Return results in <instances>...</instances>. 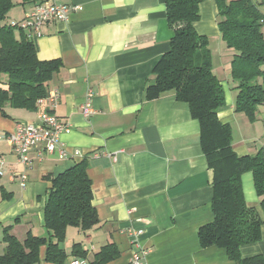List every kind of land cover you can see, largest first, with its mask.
Listing matches in <instances>:
<instances>
[{
	"label": "crops",
	"instance_id": "crops-1",
	"mask_svg": "<svg viewBox=\"0 0 264 264\" xmlns=\"http://www.w3.org/2000/svg\"><path fill=\"white\" fill-rule=\"evenodd\" d=\"M56 1L78 9L66 20L45 23L34 43L40 59L63 62L49 84L58 98L47 100L42 109L71 123L72 130L61 134L70 155L60 158L57 151L49 153L39 143L31 151L32 164L26 167L17 162L11 144L0 141V153L7 161L0 176V254L5 247L4 226L16 217L20 219L11 232L20 240L29 231L37 235L41 229L46 231L50 181L44 175L58 174L87 157L93 203L101 222L88 233L71 226L67 231L90 254L114 241L120 255L104 264H129L133 253L142 249L147 251L142 264H236L224 247L200 244L199 227L214 218V189L199 121L192 117L189 103L176 98L175 90L146 98L147 84L154 82L153 68L173 38L166 0ZM19 5V19L34 7ZM217 21L215 1H203L195 26L209 38L212 68L224 88L226 105L219 117L232 124L235 151L254 154L264 145V104L253 121L235 111L237 90L230 75L234 51L220 36ZM90 90L94 111L87 116L82 104ZM7 111L8 117L0 112V133L15 132L19 122H40L38 110L9 107ZM75 150L81 153L73 155ZM22 173L27 176L25 187L20 184ZM242 182L246 202L259 209L251 171L243 174ZM132 228L144 229L137 241L130 235ZM41 251L38 264H50L44 259L45 246ZM241 252L244 257H264V227L262 238L242 245Z\"/></svg>",
	"mask_w": 264,
	"mask_h": 264
},
{
	"label": "trees",
	"instance_id": "trees-1",
	"mask_svg": "<svg viewBox=\"0 0 264 264\" xmlns=\"http://www.w3.org/2000/svg\"><path fill=\"white\" fill-rule=\"evenodd\" d=\"M45 0H0V112L8 117L7 108L40 110L38 100L50 93L49 84L60 71V58L40 59L38 46L28 31L13 26L12 11L18 4L34 6ZM205 0H166L167 20L174 31L169 49L155 64L146 98L152 100L175 90L176 98L189 103L192 117L200 124V142L208 167L213 171L212 207L214 218L199 227L202 248L218 246L227 251L236 264H264L263 255L244 257L241 247L262 238L264 227V145L254 154L239 155L233 146L230 122L219 117L226 105L221 80L212 68L209 38L200 34L195 23L200 19V4ZM222 39L234 51L231 60V83L237 90L235 111L252 121L264 104V13L254 0H214ZM262 3V1H261ZM19 29L18 33L16 30ZM87 157L58 174H46L50 181L44 209L46 236L28 232L20 240L11 232L16 217L4 226V251L0 264H35L41 260L68 264L74 256L90 264H104L120 255L110 241L90 254L80 241L71 250L64 247L69 226L88 233L100 224L93 203L92 179ZM251 171L260 208L246 202L242 176Z\"/></svg>",
	"mask_w": 264,
	"mask_h": 264
},
{
	"label": "built area",
	"instance_id": "built-area-1",
	"mask_svg": "<svg viewBox=\"0 0 264 264\" xmlns=\"http://www.w3.org/2000/svg\"><path fill=\"white\" fill-rule=\"evenodd\" d=\"M77 9V6L71 4L58 3L56 0H45L27 11L20 20H14L13 26L27 30L28 36L34 38L36 34L40 33L41 27L45 23L66 20ZM92 96L93 92L90 90L88 97H86L82 104L83 112L87 116L94 111L91 105ZM57 98L56 94L50 92L47 97L39 99L38 104L43 106L47 100L55 102ZM38 112L40 117L39 123L19 122L15 132L0 133V141L5 140L11 144L13 152L17 156V162L26 167L32 164L31 151L39 143H42L49 153L57 151L60 158H67L70 155L61 143V134L72 130L71 123L61 121L49 110L41 108ZM80 153L79 150H75L73 155H79ZM6 163L4 155L0 153V176H3L6 172ZM19 176L21 186L25 187L27 184L26 173H22ZM12 177L14 178L15 175L13 174ZM142 233H144L143 228H132L130 230V235L134 241H137ZM146 252L144 249L134 252L129 264H142L141 261H143ZM68 264H90V262L86 258L74 256Z\"/></svg>",
	"mask_w": 264,
	"mask_h": 264
},
{
	"label": "rangeland",
	"instance_id": "rangeland-1",
	"mask_svg": "<svg viewBox=\"0 0 264 264\" xmlns=\"http://www.w3.org/2000/svg\"><path fill=\"white\" fill-rule=\"evenodd\" d=\"M255 3H258L259 4V7H260V10L264 13V3H261L262 0H254ZM16 9V10H15ZM18 10L19 11H22V7L21 5H16V7L13 9L12 11V18L14 17L16 20H20L19 19V14L18 13ZM19 29L16 30V33H18ZM71 229H74L76 231V227L75 226H71ZM41 236H46L48 233H47V230H39L37 231ZM73 238H74V235L71 234V232H68L66 233V236H65V240H64V247L67 248V250H70L72 244H73ZM96 244L98 245L99 243L96 242ZM40 262V261H39ZM38 262V263H39ZM38 263H35V264H38Z\"/></svg>",
	"mask_w": 264,
	"mask_h": 264
}]
</instances>
